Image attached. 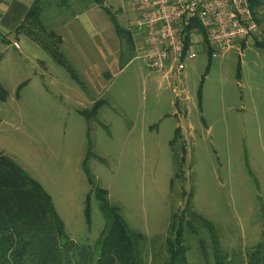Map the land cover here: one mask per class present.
<instances>
[{"label": "rangeland", "instance_id": "obj_1", "mask_svg": "<svg viewBox=\"0 0 264 264\" xmlns=\"http://www.w3.org/2000/svg\"><path fill=\"white\" fill-rule=\"evenodd\" d=\"M103 2L106 10L96 7L104 13L97 19L102 34L89 42L95 49L85 64L89 79L86 68L77 70L86 86L24 34L21 48L0 44L7 91L0 99V152L42 183L78 242L100 237L105 219L94 193L91 222L86 206L91 189L103 187L132 228L157 239L145 257L160 264L172 214L191 197L215 230L189 237L190 262L214 264V238L230 264H247V251L264 243V47L244 53L233 47L214 58L200 52L186 59L183 85L173 83L133 52L129 0ZM53 10L43 17L56 30ZM177 87L184 94L176 95ZM98 99V114L81 113ZM197 239H206L207 256Z\"/></svg>", "mask_w": 264, "mask_h": 264}, {"label": "trees", "instance_id": "obj_2", "mask_svg": "<svg viewBox=\"0 0 264 264\" xmlns=\"http://www.w3.org/2000/svg\"><path fill=\"white\" fill-rule=\"evenodd\" d=\"M249 2L254 12L255 3L260 1ZM94 4L105 8L103 0H34L21 24L10 34H24L32 39L85 86L62 48V35L46 25L43 13L53 8L63 11L74 8V16ZM76 6L79 9L75 10ZM194 23L199 25L198 21ZM116 29L120 31V27ZM129 30L131 48L137 54L132 28ZM2 39L4 43H10L7 35H2ZM185 40L186 48L191 47L190 29L186 32ZM204 51L208 52L210 58H214V48L207 39L201 52ZM2 56L0 53V59ZM6 92L0 83V99L6 98ZM102 102V99H98L91 108L80 111L90 118L99 113ZM88 156L90 154H87L84 166L89 180L94 184L86 165ZM93 193L99 202L105 225L94 244L81 243L68 235L65 222L42 183L9 155L0 152V264H147L146 249L157 239L150 240L143 231L132 228L123 216L121 207L110 201L109 192L103 187L94 186L87 197L88 222H91ZM204 227L215 230L214 223L194 209L192 198L189 197L183 210L172 214L163 243L167 255L160 264H193L188 256V239L201 237ZM197 242L199 251L207 256L206 239H197ZM210 245L213 248L214 264L231 263L216 239L213 238ZM152 264L158 263L154 260ZM247 264H264V243L247 251Z\"/></svg>", "mask_w": 264, "mask_h": 264}, {"label": "built area", "instance_id": "obj_3", "mask_svg": "<svg viewBox=\"0 0 264 264\" xmlns=\"http://www.w3.org/2000/svg\"><path fill=\"white\" fill-rule=\"evenodd\" d=\"M129 4L133 8L129 25L138 38L137 55L164 79L181 85L186 59L198 56L205 39L215 57L242 41L262 36L249 0H129ZM189 29L191 47L186 48ZM12 44L21 47L18 41ZM3 51L0 46V53ZM174 91L181 95L185 88Z\"/></svg>", "mask_w": 264, "mask_h": 264}, {"label": "crops", "instance_id": "obj_4", "mask_svg": "<svg viewBox=\"0 0 264 264\" xmlns=\"http://www.w3.org/2000/svg\"><path fill=\"white\" fill-rule=\"evenodd\" d=\"M259 1V3H255L254 12L256 20L262 27V36L256 40L253 39L240 42L236 48L240 49L242 53H244L243 51L246 49L254 46L264 47V0ZM33 2L34 0H0V44H5L3 42L2 35H7L10 42H19L18 37L20 35L14 36V34L10 33L21 24ZM97 5L100 6L99 4H94L82 12L76 13L74 16L71 15L69 18L60 17L62 15V9L60 8H54L53 13H50L49 15V21L54 19V27H56V30L59 31L63 37L62 48L64 52L73 63L75 69L79 71H83L85 68L86 70L89 69L85 64L86 62H90V56L95 51L89 42L91 38H95L96 36L102 34V31L98 29L97 23L99 22L97 19L101 18L103 20L104 13L101 9H96ZM103 22L105 23V21ZM134 39L137 46L136 42H138V38L135 35ZM120 51L121 50L119 48V51L116 52L118 53V57ZM90 66V68L93 69L95 67L94 65ZM88 73L89 70L84 72V78L86 80L89 79ZM90 75L93 76L92 74ZM84 84L86 86L85 81Z\"/></svg>", "mask_w": 264, "mask_h": 264}, {"label": "water", "instance_id": "obj_5", "mask_svg": "<svg viewBox=\"0 0 264 264\" xmlns=\"http://www.w3.org/2000/svg\"><path fill=\"white\" fill-rule=\"evenodd\" d=\"M110 76V74H106V77Z\"/></svg>", "mask_w": 264, "mask_h": 264}]
</instances>
